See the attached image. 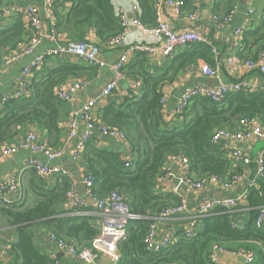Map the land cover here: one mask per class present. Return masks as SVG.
Instances as JSON below:
<instances>
[{
	"label": "trees",
	"instance_id": "obj_1",
	"mask_svg": "<svg viewBox=\"0 0 264 264\" xmlns=\"http://www.w3.org/2000/svg\"><path fill=\"white\" fill-rule=\"evenodd\" d=\"M136 1L140 10L138 19L148 27L154 26V0ZM187 2L194 0H184L185 5ZM237 2L213 0L214 14H227ZM58 5L61 3L56 2L53 6V27L56 34H64L69 40L87 41L86 36L92 31L104 42L122 29L110 0H71L65 13L56 11ZM8 17L10 22L0 28V54L19 48L28 38V26L22 15L13 12ZM250 17L259 18V22L252 31L249 30L251 26L246 28L243 41L250 33L261 49L264 47V2ZM256 55L239 56L254 59ZM53 58L56 57L47 58L35 72L26 96L1 103L0 146L17 139L28 124H38L53 134L56 138L49 145H58L62 102L54 95L55 86L70 78L83 79L96 73L97 69L81 60H57L51 64ZM198 60L215 64L211 47L203 42L186 45L174 55L162 58L160 64L151 62L146 53L135 52L126 69L129 75L141 81L142 94L135 97L130 93L121 102H110L95 109V116L103 123L125 132L133 153L132 165L125 167L118 152L98 146L90 139L81 155L86 174L95 180L94 194L105 197L118 192L136 215L127 222L125 237L117 243L118 260L115 264H215L210 259L214 246H223L229 251L249 250L254 255L251 264H264V223L255 226L258 208L264 205V189L254 186H247L245 203L237 206L245 209V222H240L233 212H215L195 220L196 235L193 238L181 234L172 246L158 251H147L143 245L149 221L163 206L180 203L177 195L155 189L165 159L182 152L189 160L191 171L198 176L230 177L242 173V168L234 166L226 157L221 143L210 141L211 135L220 127L236 128L242 117H256L264 123V91L258 89L230 94L220 103L205 97L195 98L182 114L177 115L180 124L169 127L162 112V87L173 82L182 69ZM68 186V180L62 176L57 187L34 186L35 199L30 204L0 200V233L10 230L16 235V241L9 249L15 264H52L34 241L35 228L42 225L50 228L48 233L72 239L78 246L90 245L98 233L91 216L64 214L68 211L57 206L66 199ZM232 222L242 228L233 227Z\"/></svg>",
	"mask_w": 264,
	"mask_h": 264
},
{
	"label": "built area",
	"instance_id": "obj_2",
	"mask_svg": "<svg viewBox=\"0 0 264 264\" xmlns=\"http://www.w3.org/2000/svg\"><path fill=\"white\" fill-rule=\"evenodd\" d=\"M5 3L6 0H0ZM59 0H44L42 11L34 5H27L21 11L23 20L28 26V38L22 42L21 49L15 48L8 53L0 54V69L9 68L13 62L21 59L25 55H31L32 58L26 62L19 74L15 77L12 89L9 93L3 94L2 102L14 99L18 100L28 94V82L26 78L33 75L45 63L47 58L56 56H73L78 60L85 62L87 65L102 68L106 63L100 57L103 46L108 48L121 47L116 60L111 64L114 78L108 81L103 87L99 96L106 97L117 86L118 79L123 75V70L126 67L129 58L135 52L146 53L151 56L157 54L161 58L171 56L177 46H186L195 42H203L211 47V52L216 57V49L214 46L204 40L202 33L196 28H187L176 30L170 26L168 20L163 18L164 12L173 15H181L184 12V0H154L156 24L148 27L139 19L140 12L137 1L133 2L131 13L120 9L117 16L120 18L121 31L107 38L103 45L92 41H74L68 40L65 43L54 41V44L40 52H36L38 46L42 43V39L46 36L41 28V16L48 18L53 29L52 39H55V30L53 27L54 16L53 6ZM237 6V5H236ZM234 6L225 15H212L213 21L218 26L229 24L233 14L236 11ZM256 0H246L244 24H250V16L254 13ZM14 5L5 4L0 8V17L5 18L16 11ZM187 20L191 23H196L199 20L200 13L197 9L185 14ZM134 26L143 36V39L132 38L129 34V28ZM244 26L235 27L233 30L234 44L231 51L225 58V64L231 73L237 72H259L264 74V47L260 49L254 59L240 58L237 49H239ZM146 37L150 40L145 39ZM19 45V46H20ZM20 48V47H19ZM201 72L208 76L218 77V68H211L206 63H202ZM86 86V79H67L54 88V95L59 101L68 102L73 94ZM256 85L245 79H234L229 81H219L216 84H196L185 88L176 98L173 109V116L182 114V112L193 102L195 98L205 97L213 102L220 103L228 95L238 92H252L256 90ZM131 96H137L142 93L141 81L136 79L131 82ZM141 91V92H140ZM161 102L164 105L165 97L162 95ZM97 106L96 99H89L81 108L86 123L81 130L77 129V122L74 118H70L68 122V140L75 139V143L71 148L70 156L73 160L80 158L85 144L92 139L96 132H99L105 137L117 140L122 144L120 157L125 167L132 165L133 153L128 143L127 136L124 131L111 127L102 123L95 116V107ZM264 140V123L256 117H242L237 121L236 128L220 127L213 131L210 141L212 143H221V149L226 157L232 163H241L243 165L250 164L251 161L256 166V176L264 178V147L261 148L251 159L247 150L241 144L247 142H256ZM67 143L61 147H51L47 145L41 138L38 132L30 130L22 135L19 139L8 142L0 146V159L11 156L19 150H27L32 153L40 154L45 157V161H41L36 157H30L26 161V168L31 169L35 175L46 180L55 174L67 176V170L53 163L58 158L62 157ZM173 165L177 166V170ZM160 175L166 181L173 182L175 195L180 198V203L175 206L165 205L157 214L149 221L143 235V245L147 251H158L168 248L176 242V236L164 233L159 236L157 234V222L174 216L186 209L183 197L178 193L181 186L187 187L190 190L200 192L207 187H214L222 191L230 190L235 185L240 183L246 177V173H237L230 177H221L216 174L196 175L190 169V163L186 155L182 152L169 155L161 168ZM18 173L13 174L5 181L0 180V200L11 202L9 196L19 191L17 186ZM69 186L66 191V199L72 210L80 214H86L88 209L93 208L98 211L100 216V227L96 236L92 239L89 246H78L72 239H66L57 236L54 233H48V239L64 253L76 258L83 264H96L98 255H104L113 262L118 260L117 243L125 237V227L127 222L135 218L132 213L129 203L124 196L118 192H111L105 197H98L93 192L95 184L94 178L89 174H84L81 178V183L85 186L83 195L76 191V182L69 181ZM249 186H254L255 182L250 181ZM248 191V189H247ZM247 191L241 192L238 195L227 196L219 195L209 199H204L198 203L193 211V216L189 221L188 226L182 231L185 238H193L196 235L195 220L199 217L211 215L215 212H235L237 206L245 203ZM258 214L255 218V226L260 227L264 223V205L258 208ZM233 227L242 228L240 224L232 222ZM3 252L9 246L4 244ZM225 253L243 259L244 264H251L254 261L253 252L240 249L237 251H229L223 246H214L210 252V259L216 260V253ZM0 264H2L0 260ZM54 264H60L58 260Z\"/></svg>",
	"mask_w": 264,
	"mask_h": 264
},
{
	"label": "crops",
	"instance_id": "obj_3",
	"mask_svg": "<svg viewBox=\"0 0 264 264\" xmlns=\"http://www.w3.org/2000/svg\"><path fill=\"white\" fill-rule=\"evenodd\" d=\"M71 0H59L57 1L61 5L57 6V12L65 13L67 8L70 5ZM115 13L122 9L125 10L128 15L131 13V7L133 2L136 0H110ZM44 0H6L5 3L0 1V8L7 5H14L16 7V11L21 14L23 8L27 5H34L40 11H42ZM264 0H257L255 8H258ZM236 11L233 14L232 20L229 24H225L223 26H218L212 19V15L214 14L213 10V0H194V2L189 3L187 2L184 5V12L181 15H173L168 12H164L163 18L168 20L170 26L176 30L180 29H187V28H196L198 29L204 38V40L210 42L214 48L216 49V57L213 55V60L215 64L206 63L202 60H198L196 63L191 64L184 69H182L176 79L171 83H166L162 87V93L165 97V102L162 108L164 120L169 127L178 126L181 122V119L177 116H173V109L176 102V98L181 94V92L190 86L196 84H207L212 83L216 84L219 81H229L234 79H245L250 81L252 84L256 85L257 89H261L264 91V74L259 72H237L231 73L228 67L225 64V58L227 55L233 51V44H234V35L233 30L235 27L244 26V31L248 26H251L249 29L250 31L254 30L257 23L259 22V18H251L250 22L251 25L244 24L245 18V5L246 0H238L236 4ZM197 9L200 13L199 20L196 23H191L189 20L186 19L185 14ZM10 16V15H9ZM10 22V17L2 18L0 17V28L2 26H6ZM41 28L42 32L46 34V36L42 39V43L36 49V52L43 51L54 44V41L59 43H65L69 39L64 34H56L55 39H52L53 29L51 24L44 15L41 16ZM140 32L134 27L131 26L129 28V34L132 38L136 39H143V36L139 34ZM244 32L242 34V39L240 41L239 49L237 52L239 55H244L246 57L255 56L257 52L260 50L259 44L255 41L254 36H250V33L246 35L245 42L243 41ZM88 41L96 42L103 45V42L96 37L94 32L90 31L86 36ZM145 39L150 40V38L146 37ZM243 42V43H242ZM21 49V45L19 46ZM185 46H177L172 55L177 53L179 50L184 48ZM121 47L117 48H108L103 46L101 49L100 57L105 61V65L96 70V73L88 76H84L86 79V86L82 89L77 90L72 98L68 102H62V106L60 107L62 110V115L60 118L59 128L61 130L60 135L57 139V146L61 147L64 143H67L66 149L64 150V154L62 157L55 160L53 163L58 164L63 169L67 170V176L62 174H55L50 176L46 180L39 179L35 173L26 168V161L30 157H36L41 161H45V157L32 153L27 150H19L15 154L11 156H7L0 159V180L5 181L9 179L13 174L18 173L17 186L19 191L9 196L11 203L13 204H30L35 199V194L33 191L34 186H40L42 188L50 189L52 187H57L59 185L60 179L62 176L66 177L69 181H74L77 184L81 183L82 176L86 173L85 165L83 160L80 158L73 160L70 156V151L72 146L75 143V139H67L68 138V122L70 118H74L77 122V129L81 130L82 127L85 125L86 120L81 112L82 106L85 104L86 101L89 99H96L97 106L102 107L107 105L110 102H121L124 100L126 96H130V87L131 82L139 78H134L133 76L127 73L126 67L123 70V75L118 79L116 88L108 94L104 98H100L99 94L103 87L114 78L115 74L111 67V64L116 60L118 54L121 51ZM149 56V55H148ZM32 58L31 55H25L21 59L13 62V64L9 68H2L0 69V106L2 103L1 97L3 94L9 93L12 89V85L14 82L15 77L19 74L22 66L28 62ZM61 58V59H60ZM151 62L160 64L162 58L157 54L149 56ZM57 60L60 61H75L78 60L73 56H56L53 58L51 64H55ZM206 63L211 68H218V77L216 76H208L201 72V64ZM89 66V65H88ZM35 74V73H34ZM31 75L26 78L28 84L31 82L35 75ZM72 79V78H70ZM69 80V79H68ZM141 90H142V83H141ZM141 92V91H140ZM142 94V93H141ZM140 94V95H141ZM137 95L135 97H139ZM96 107L94 109H96ZM95 114L97 110L94 111ZM99 119V118H98ZM100 120V119H99ZM101 121V120H100ZM102 122V121H101ZM103 123V122H102ZM33 130L39 133L42 140L49 145L53 143V138H56L53 134H49L46 130L41 128L38 124H28L23 127V132L18 135V139L24 135L26 132ZM92 139L97 143L98 146H102L104 148H108L114 150L120 154L122 144H119L117 140H114L109 137H105L101 135L99 132H96ZM256 142H247L241 144L244 149L247 150L248 154H250V158H253V154L257 153L261 148H257ZM50 146V145H49ZM121 155V154H120ZM235 164V163H233ZM239 165L242 168V172L246 173V177L240 183L235 185L232 189L222 191L214 187H207L200 192H196L193 190L188 189L187 187L181 186L178 189V193L183 197L186 209L174 216L169 218L159 220L157 222V234L159 236L163 235L164 233H169L174 236H179L182 234V231L188 226L190 219L193 216V211L196 209L199 202L204 199H209L219 195H227V196H234L238 195L241 192L247 191V186H249L250 181H254L256 187L260 189H264V178H259L256 176V166L253 161L250 162L248 165H243L241 163H237L234 166ZM174 169L177 170V166L173 165ZM76 184V186H77ZM26 189L28 192H26ZM157 192L166 193L173 192L174 184L173 182L166 181L162 175H158L156 178V187ZM78 192V190H76ZM85 191V190H84ZM79 194V192H78ZM83 195V194H80ZM58 208H62L67 210L68 212L64 214H80L76 212V210H72L68 205V200L65 199L64 202L58 203ZM245 209L238 208L235 213V217L237 215V219L240 222H245L246 214ZM63 213V212H62ZM61 213V214H62ZM85 215H89L92 218V222L94 225L97 226L99 230L100 227V216L98 211L94 210L93 208L88 209V212ZM36 236H35V243L39 247L40 251L45 254L50 260H52V264H54L55 260H58L60 264H83L76 258L64 253L63 251L59 250L55 244L48 239V232L50 228L46 225H42L40 228H35ZM1 237H5L3 240ZM16 241V235L8 230L7 232L0 233V260L2 264H15L12 254H10V248L12 243ZM4 244H7L9 248L6 249L5 252L2 250L5 249L3 247ZM117 262V261H116ZM108 257L104 255H98L96 258V264H115ZM215 264H244V261L240 257L232 256L225 253H216V260L214 261Z\"/></svg>",
	"mask_w": 264,
	"mask_h": 264
},
{
	"label": "water",
	"instance_id": "obj_4",
	"mask_svg": "<svg viewBox=\"0 0 264 264\" xmlns=\"http://www.w3.org/2000/svg\"><path fill=\"white\" fill-rule=\"evenodd\" d=\"M264 147V140H260L257 143V148H263ZM256 153H254L252 156L254 157ZM76 189L78 190L79 194H83L85 190V186L83 183L77 184ZM3 240H5V237H1Z\"/></svg>",
	"mask_w": 264,
	"mask_h": 264
}]
</instances>
